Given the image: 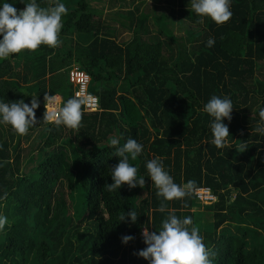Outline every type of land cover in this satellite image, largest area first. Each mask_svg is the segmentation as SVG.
Masks as SVG:
<instances>
[{"label": "trees", "instance_id": "16d2710c", "mask_svg": "<svg viewBox=\"0 0 264 264\" xmlns=\"http://www.w3.org/2000/svg\"><path fill=\"white\" fill-rule=\"evenodd\" d=\"M151 1L152 17L142 9L148 0H59L68 8L60 40L85 43L59 60V46L46 45L0 60V100L37 95L38 119L45 93H60L63 102L75 96L68 77L74 63L90 74L89 90L100 103L91 112L82 105L76 130L32 127L25 155L15 144L23 135L11 125L0 129V214L8 221L0 230V264H150L138 255L147 247L142 233L159 231L171 211L192 217L212 264H264V135L255 131L264 108V0H231L224 24L200 23L190 0ZM37 2L48 9L57 0ZM114 21L132 38L120 40ZM212 95L234 104L233 119L225 118L230 143L222 149L210 143L212 118L203 111ZM130 138L144 146L129 163L146 183L109 191L110 167L120 159L111 140L122 146ZM157 157L176 183L195 181L189 195H156L146 162ZM203 186L216 195L212 203L195 194ZM132 208L137 221L119 222ZM125 235L134 239L125 244Z\"/></svg>", "mask_w": 264, "mask_h": 264}, {"label": "clouds", "instance_id": "9594fccd", "mask_svg": "<svg viewBox=\"0 0 264 264\" xmlns=\"http://www.w3.org/2000/svg\"><path fill=\"white\" fill-rule=\"evenodd\" d=\"M17 2L25 3L26 7L18 10L14 6ZM189 5L191 11L197 14L200 23H203L205 18H210L217 24H224L233 15L231 0H190ZM67 14L68 8L59 0L48 9L40 7L37 0H0V60L24 50L35 52L42 45L58 47L63 28L62 17ZM214 44L215 40L212 38L207 41L208 47ZM44 101L46 110L42 119H38L36 109L40 107V100L37 95H33L30 102H25L24 99L14 102L0 100V125H11L19 135L27 134L40 122L57 127L64 125L73 130L81 127L82 105L86 103V98L77 94L63 102L56 95L45 93ZM233 107L230 97L219 95H212L203 105V111L212 118L210 143L217 148L222 149L230 143L231 134L225 118L229 122L233 119ZM259 115L261 121L255 131L264 135V108L260 110ZM111 146L114 148L112 155L120 159L110 167L113 182L107 184L109 191L120 190L125 184L129 189L144 187L145 178L138 176V168L129 163L130 158L135 160L142 154L144 146L131 138L122 146L117 139H112ZM146 168L157 189L156 195L162 197L163 201L181 200L194 189L195 181L176 183L159 157L148 160ZM158 210L165 212L166 204L162 202ZM129 218L131 223L138 219L133 208L121 214L119 222H129ZM7 223V218L0 214V230H3ZM142 236L147 247L139 251L138 255L149 260L150 264H212L204 238L191 216L181 218L174 211L168 212L159 231L145 228ZM133 239L131 235L122 237L125 244Z\"/></svg>", "mask_w": 264, "mask_h": 264}, {"label": "built area", "instance_id": "2783aa9c", "mask_svg": "<svg viewBox=\"0 0 264 264\" xmlns=\"http://www.w3.org/2000/svg\"><path fill=\"white\" fill-rule=\"evenodd\" d=\"M68 74L69 81L74 85L75 95L79 94L81 97L86 98L85 109L90 112L99 110V97L89 90L90 74L78 63L71 66ZM195 194L204 203H212L216 200V195L207 186L197 188Z\"/></svg>", "mask_w": 264, "mask_h": 264}, {"label": "rangeland", "instance_id": "374dc122", "mask_svg": "<svg viewBox=\"0 0 264 264\" xmlns=\"http://www.w3.org/2000/svg\"><path fill=\"white\" fill-rule=\"evenodd\" d=\"M147 2V1H146ZM69 8H71L72 6L69 5ZM116 8H114L115 10ZM143 12L146 13L149 17H152L154 14V5L153 2L151 0H148V3H146L145 5L142 6ZM115 15V14H113ZM118 20V19H117ZM114 24H117V26H119V39L122 41L125 40H129L132 38L133 35V31L128 29V28H123L119 22L114 21ZM174 32L176 35H181L183 34V31H181V29L179 27H174ZM64 41L66 44H64ZM77 41H79L80 43H85V41H83L81 38H79L78 36L75 37V40L71 41V40H61V43L59 44V58L60 59V55L66 54L68 49H70V47H76ZM19 67H26V63L25 62H21L18 63ZM29 86L33 89L34 86H36V83H34V81L30 82ZM57 97L59 96V98L61 99V101L63 100V95H61L60 93H58L56 95ZM9 127L7 124H3L0 125V129L2 130H7ZM33 135L34 133H27L25 135H23L20 140L18 138H15V144H17L18 142H20L19 148L22 149V154L25 155L28 148L30 147L31 142L33 141Z\"/></svg>", "mask_w": 264, "mask_h": 264}, {"label": "crops", "instance_id": "0c3cea01", "mask_svg": "<svg viewBox=\"0 0 264 264\" xmlns=\"http://www.w3.org/2000/svg\"><path fill=\"white\" fill-rule=\"evenodd\" d=\"M59 97V96H58ZM60 101H61V99H60Z\"/></svg>", "mask_w": 264, "mask_h": 264}]
</instances>
